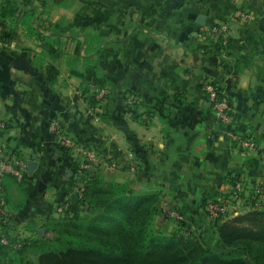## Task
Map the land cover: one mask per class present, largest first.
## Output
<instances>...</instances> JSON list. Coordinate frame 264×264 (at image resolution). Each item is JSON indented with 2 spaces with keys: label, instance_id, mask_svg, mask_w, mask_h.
Wrapping results in <instances>:
<instances>
[{
  "label": "crops",
  "instance_id": "crops-1",
  "mask_svg": "<svg viewBox=\"0 0 264 264\" xmlns=\"http://www.w3.org/2000/svg\"><path fill=\"white\" fill-rule=\"evenodd\" d=\"M16 6L21 16L7 23L13 33L0 27V36L9 37L0 40V157L18 149L27 165L37 162L25 182L5 183L19 236L50 235L46 224L58 218L57 205L80 199L76 160L50 130L54 121L117 164L104 170L108 182L181 211L195 233L214 234L204 200L229 193L234 182L261 183L264 192V51L249 41L264 37V0H18ZM222 25L228 44L209 51L219 40L209 30ZM88 62L108 79L101 109L90 105L73 74ZM49 66L57 71L54 81ZM245 75L250 83L241 88ZM207 81L222 84L258 152L244 153L231 141L230 126L203 90ZM0 264L15 262L2 251Z\"/></svg>",
  "mask_w": 264,
  "mask_h": 264
},
{
  "label": "trees",
  "instance_id": "trees-1",
  "mask_svg": "<svg viewBox=\"0 0 264 264\" xmlns=\"http://www.w3.org/2000/svg\"><path fill=\"white\" fill-rule=\"evenodd\" d=\"M2 1L0 27H5L12 34L14 26L10 27L7 23L16 22L21 16L16 6L18 0ZM8 38L0 36L4 42ZM221 40L212 42L208 50L221 52ZM249 41L255 44L253 49L256 52L259 49L264 51V37ZM86 64L84 72L73 74L83 80L81 93L90 105L101 109L107 95L98 100L96 90L103 88L108 93V79L97 63ZM48 74L54 81L57 74L55 67L49 66ZM214 82L220 92H225L220 82ZM237 128L247 136L244 125L239 124ZM67 152L70 153L69 150ZM3 159L13 163L26 160L24 153L18 149H9ZM103 172L100 167H92L82 177L78 176L83 188L82 197L78 202H69V206L58 213V218L46 224L50 235L19 236L10 224L7 209L0 211V233L9 241L8 245L0 243V249L14 253L16 264H264V195L256 193L254 188L261 183L247 182L254 187L240 193L244 201L243 212L236 216L220 213L212 218L211 227L226 249L225 252H218L207 243L204 233L186 229L184 218L174 221L178 224V231L172 235L152 229L156 214L160 213L164 218L168 215L161 202L159 204L151 201L149 196L138 195L125 185L108 182ZM8 177L16 179L11 174H5L2 180L0 178V197L5 199L6 204L5 183ZM210 199L204 200L207 217L206 206ZM222 200L235 203L229 194L215 198L219 203ZM118 235L122 240L113 241L112 238ZM127 239L133 244H126ZM30 254L36 256V261Z\"/></svg>",
  "mask_w": 264,
  "mask_h": 264
},
{
  "label": "built area",
  "instance_id": "built-area-1",
  "mask_svg": "<svg viewBox=\"0 0 264 264\" xmlns=\"http://www.w3.org/2000/svg\"><path fill=\"white\" fill-rule=\"evenodd\" d=\"M212 35L222 38L221 44L222 47H226L229 40V29L227 25L216 26L209 30ZM203 90L208 97L212 110L214 111L215 115L218 119L221 120L225 125L230 126L229 137L231 141L238 145L244 153L252 152V151H259V146L256 142L249 138L248 136L244 135L238 130V125L240 123L239 115L237 109L233 106L231 100L227 96L225 92H220L218 88V84L214 81H207L204 86ZM97 99H103L107 91L103 88L97 89ZM128 103L133 105L134 101L132 97L128 98ZM50 130L55 135L57 142L64 148L70 151L71 155L75 158L77 162L76 170L77 175L79 177L83 176V173L92 167H100L102 169H114L117 167V164L109 161L105 157H103L100 153H98L95 149L90 146H86L83 144L78 143L72 137L68 136L64 133L61 129L59 123L54 121L51 124ZM26 160H17L15 163L12 161H6L5 159L0 157V178L3 177L5 174L13 175L18 181L25 182L28 177V167H27ZM131 171L135 172V166L131 167ZM2 180V178H1ZM254 186L248 185L247 182L243 180H238L234 182L232 185L231 191L227 194L230 195V198L233 200H240L243 199L240 197V193H243L247 188H253ZM256 193H262L263 187L260 185H255ZM83 188L79 191V198L82 197ZM57 206V212H63L68 206L69 202L64 201L63 203H59ZM0 211L5 212L7 209V204L5 199L1 196L0 197ZM206 209L209 213V217L215 218L220 213H233V215H237L238 212L235 211L236 209H231L230 205L226 201H221L220 203L215 201V199L208 201ZM230 214V215H231ZM177 218L179 220L183 219V216H179L177 214ZM0 243L3 245H8V239L0 233Z\"/></svg>",
  "mask_w": 264,
  "mask_h": 264
},
{
  "label": "rangeland",
  "instance_id": "rangeland-1",
  "mask_svg": "<svg viewBox=\"0 0 264 264\" xmlns=\"http://www.w3.org/2000/svg\"><path fill=\"white\" fill-rule=\"evenodd\" d=\"M104 170H106V171H109V170H112V169H104ZM152 198V200L151 201H154V202H158L159 204H160V202L156 199V197L155 196H153V197H151ZM213 199H215V198H212V199H210V200H213ZM209 200V201H210ZM238 201H239V199H238ZM237 200H235V203H237L238 202ZM151 202H149V203H146L147 205H149ZM229 205H230V207H231V205H232V202H230V203H228ZM165 206L164 204H162L161 203V206ZM162 206V207H163ZM245 209H243V205L241 206V209L240 208H238L237 206H236V210L235 211H237L238 212V214H240L241 212H243ZM246 212V211H245ZM177 214L179 215V216H183L182 214H180L179 213V211H177V210H174V211H171V212H168V215L166 216V218H164V216L163 215H161L160 213H158V214H156V216L154 217V220H153V224H154V227L152 228V229H154L155 231H158V232H161V233H163V234H166V235H172V234H174L176 231H178L177 229H178V224L177 223H175L176 221V219H178L177 218ZM237 214V215H238ZM231 215H233V213L231 214ZM233 216H236V215H233ZM206 219H208V221L206 222L207 223V225H210L211 226V222H212V218L211 217H207ZM179 220V219H178ZM175 221V222H174ZM205 223V224H206ZM212 230H213V228H212ZM216 236V238L218 239V241H215V236ZM130 239H132V238H130ZM205 239H206V241H207V243L208 244H210L211 245V247L214 249V250H216V251H218V252H225V248L223 247V245H222V243H221V241L219 240V238H218V236H217V234L216 233H214V234H212V233H206V235H205ZM112 240L113 241H121L122 240V237H119V235L117 236V237H114V238H112ZM124 242V241H123ZM125 243L126 244H129V245H132L133 243H132V240H129V239H127V241H125ZM4 252V253H7L8 255H9V257L10 258H12L13 259V261H14V258H15V254L14 253H11V252H8V251H6V250H2V249H0V252ZM30 256L31 257H33V259L36 261V256L34 255V254H30ZM15 262V261H14ZM15 264H16V262H15Z\"/></svg>",
  "mask_w": 264,
  "mask_h": 264
},
{
  "label": "water",
  "instance_id": "water-1",
  "mask_svg": "<svg viewBox=\"0 0 264 264\" xmlns=\"http://www.w3.org/2000/svg\"><path fill=\"white\" fill-rule=\"evenodd\" d=\"M204 20H205L204 17H200L199 20H198V23H199L200 25H203V24H204ZM15 144H16V142L14 141V142L12 143V147H14ZM36 167H37V162H36L35 158H33L32 160H30V161L28 162V170H29V173L32 174L33 171L36 169Z\"/></svg>",
  "mask_w": 264,
  "mask_h": 264
},
{
  "label": "clouds",
  "instance_id": "clouds-1",
  "mask_svg": "<svg viewBox=\"0 0 264 264\" xmlns=\"http://www.w3.org/2000/svg\"><path fill=\"white\" fill-rule=\"evenodd\" d=\"M249 83H250L249 75H245L241 80L240 87L247 88L249 86Z\"/></svg>",
  "mask_w": 264,
  "mask_h": 264
}]
</instances>
